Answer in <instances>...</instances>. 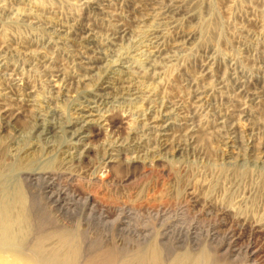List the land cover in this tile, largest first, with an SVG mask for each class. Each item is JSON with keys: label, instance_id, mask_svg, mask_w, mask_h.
Returning a JSON list of instances; mask_svg holds the SVG:
<instances>
[{"label": "rangeland", "instance_id": "374dc122", "mask_svg": "<svg viewBox=\"0 0 264 264\" xmlns=\"http://www.w3.org/2000/svg\"><path fill=\"white\" fill-rule=\"evenodd\" d=\"M29 1L0 0V199L10 179L21 188L15 209L26 212L29 240L68 233L82 257L115 261L152 243L164 263L202 254L205 264H264V232L241 233L220 211L234 207L264 227V0H185L180 9L173 0ZM150 27L165 32L164 52L151 58ZM118 74L149 97L102 89ZM95 94L101 110L127 118L78 160L67 127ZM152 118L179 126L165 150ZM110 151L123 154L106 169ZM50 159L52 181L29 179Z\"/></svg>", "mask_w": 264, "mask_h": 264}, {"label": "bare ground", "instance_id": "6f19581e", "mask_svg": "<svg viewBox=\"0 0 264 264\" xmlns=\"http://www.w3.org/2000/svg\"><path fill=\"white\" fill-rule=\"evenodd\" d=\"M184 1L185 0H173L174 5L176 6L175 9H180L184 5ZM29 2L31 4L40 5V0H30ZM91 2H87V3L85 2V4L89 5V4H91ZM1 10H3V7H2V4L0 3V11ZM150 29H151L149 31L150 34L152 36L154 35L156 37H153L154 39L151 38L153 40V42L150 43L151 45L149 47V51H147V57H149V58L162 54L164 52L163 46H165V45H160L161 42L159 44L157 43V40H159V38L165 37L164 36L165 32L164 33L161 32V31L159 32L156 29H152V27H150ZM146 31H147V28H146ZM58 33H59V31H58ZM137 34H139V33H137ZM140 34H141V32H140ZM139 36H141V35H139ZM142 36H144V35H142ZM80 38H82V37H80ZM135 39H137V38H135ZM141 39H143V38H141ZM87 41H89V40H87ZM1 46H3V45H1ZM143 46H145V45H143ZM146 46H147V44H146ZM138 57H139V55H138ZM167 61H168V59H167ZM157 69L158 70L163 69V65H162V67H158ZM86 70H87V68H86ZM126 70L128 72V70H130V67H125V71ZM205 70L206 69H204V71ZM115 76L113 78L105 81L104 83H102V86H103L102 89H104V90H115V91L116 90H119V91L121 90L122 92H126V93L131 92L132 93L131 96H133V99H135V100L143 98V97H145V98L149 97V95H145V93H141L139 91L140 89L138 90L134 86H131V84L129 82H127L129 80L128 78H127L128 80L125 81V80H122V76L121 75L118 74L116 77ZM120 82L121 83L125 82L126 84H123L125 86H119ZM161 83L162 82L157 84V88L161 87ZM93 93H94V91H93ZM148 94H150V93H148ZM143 95H145V96H143ZM100 102H102V96L100 94H95V95L89 96V99L86 100L85 102H83L81 104H78V105H76L74 107V114L73 115H75V117L73 118V122L72 123L70 122L68 127H67V128H69L68 130H69V133H70V144H68L66 146V148H67V150H73V151H75V150L78 151L79 150L80 152L79 151L78 152L80 153V156L78 157V160L85 159L91 153V151L93 149L90 147L89 144L92 142V140H95V138H97V137L106 135L107 133L116 134V132L120 129V126L123 125V120H126V118H127V117L125 118V116L121 115L122 113L119 114L115 110H110V109L109 110H101L100 107H99V103ZM107 102H109V101H107ZM72 109H73V106H72ZM116 110H117V107H116ZM7 112H8L7 109H1L0 110V114H2V115L6 114ZM72 112H73V110H72ZM150 120L152 121V123H154V127L153 128H155L157 130V132H158V134L155 136L156 137L155 141H156L157 145L159 146V148L161 150L167 149L170 146L169 144L171 143V141L175 138L172 133L171 134L169 133V132H171L170 129L172 127L178 126V124L175 123V122H169V121H166V120H165L166 122H163L162 124H159L157 121H155L154 118H152ZM150 120H149V122H150ZM69 121H70V119H69ZM179 123H180V121H179ZM66 124H68V123H66ZM139 125H140V123H139ZM62 129H63V127H62ZM54 132H55V130H54ZM193 133H195L194 130H188L187 131V134L192 135ZM51 134H53V131H52ZM64 137H65V134H64ZM67 137H69V136H67ZM110 137H111V135H110ZM115 137H117V135ZM119 146H121V145H119ZM111 151H110V154H108L103 159V163H102L103 166H104L103 168H106V169L109 168L113 163L115 164V162L120 157H122V154H123L122 152L118 151L117 155H116V154H112ZM65 153H67V152H65ZM65 156H66V158H70L71 157V155L69 157V153L66 154ZM158 157H160V156H158ZM155 160L157 162H162V160L160 158H157ZM64 161H66V160H64ZM126 161H127V164H133V163L139 162V160L137 158H132V159H129V160H126ZM151 161L154 162V160H151ZM53 163H55V160H51L50 159V161L48 162L47 166L44 169L37 171L38 173L36 171H31L30 170L29 179H33V180L34 179H36V180L37 179L38 180H40V179H43V180L49 179L50 180L51 179V181H52L51 176H52V172H54V171L50 170L51 169L50 166H52ZM98 168H99V166H98ZM99 171H101V170H99ZM59 174L60 173H56L55 175L59 176ZM35 176H37V177H35ZM100 177L101 176H99V177L97 176L96 177V181L100 185H102V184L104 185V180L102 178H100ZM10 180L7 182V185L4 187V189L1 187V189L3 191H2V198L0 199V264H115L116 261H117L116 264H205V261H204L205 256L202 255V254L197 259H195V257H193L194 261L190 258L189 255H182V256H176L170 262L167 261L168 263H164V261H163V259L161 257V252L159 250V247L157 245H155V244H152V243L149 244L147 247H145L143 249H139V250L134 251L133 253L129 254L125 259L122 258L123 260H121V261L118 260L119 258H116V261H115V255H113L112 253H109V252H102V251H99V252L97 251V252H94V253H91L89 255H85L84 257H82L81 256L82 252L80 251V247L78 245V242H77L75 236L72 235V234L70 235L68 233H59V234H56V235H53V236H51V235H49V236L48 235L47 236H41V235H43V234H41L39 237L35 238V236H34L33 239L29 240V238H30L28 236V233H29V221H28L26 212H25L24 208H22V210L19 211V212H17L18 210L15 209V207H16L15 203L17 201H22V198H24V194H23L21 188L17 185V183L16 182H11ZM47 189H50V186H48ZM0 195H1V193H0ZM187 198L191 202H193V204H199V203H201L203 201L196 194V192H193V191L187 192ZM84 202H86V201H84ZM207 206L210 207V208H219L220 207L218 203H214V202H209L207 204ZM220 211H221V215L223 216V218L225 217V218H227L230 221L237 222L236 224H238V223L240 224L239 232H241V233L258 235L261 232H264V227L260 226L258 224V222L257 223L253 222L252 218L243 217L242 215H240L238 213L237 210L234 209V207L233 208L226 207V206L225 207H220ZM250 237H252V236H250ZM51 240H54L56 242V244L49 245L48 241H51Z\"/></svg>", "mask_w": 264, "mask_h": 264}]
</instances>
